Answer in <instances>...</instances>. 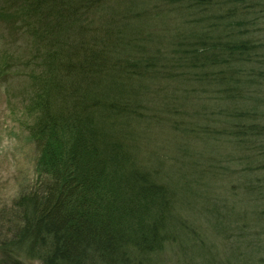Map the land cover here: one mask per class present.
<instances>
[{
  "label": "trees",
  "instance_id": "1",
  "mask_svg": "<svg viewBox=\"0 0 264 264\" xmlns=\"http://www.w3.org/2000/svg\"><path fill=\"white\" fill-rule=\"evenodd\" d=\"M28 1L26 11L39 15L29 30L43 45L45 69L42 59L39 77L46 78L43 85L39 79L35 84L45 90L41 94L46 98H37L33 105L32 112L36 109L41 115L31 131L41 148L39 167L47 171L49 183L45 192L21 197L20 214L26 218L13 229L8 241L12 247L3 244L6 255L14 264H25L23 256L38 257L43 264H156L152 254L161 246L159 235L169 221L165 222L183 218L177 212V189L191 188L160 179V169L149 166L147 149L140 143L150 129L146 122L157 117V111L164 118L169 113V124L177 123L173 129L194 134L195 117L188 114V124L176 120L170 110L173 94L165 97L166 89L183 83L199 91L197 82L213 73L208 63H219V72L233 78L230 56L242 51L244 44L225 35L238 34L240 23L226 15L221 36L208 40L199 33L201 52L185 34L186 40L166 27L171 26L168 19H184L170 17L172 8L164 5L185 4L192 16L193 5L205 8L208 0ZM135 2L154 4L136 10ZM252 45L248 39L244 62L248 74L262 75L264 49L256 43L263 50L257 59ZM121 79L128 81L127 87L119 88ZM210 88L228 98L227 87ZM54 92L59 100L50 97ZM245 115L248 125L236 127L243 134L260 125L257 117L264 118V104ZM261 171L256 181L260 189L254 190L248 209V228L264 226V166ZM238 221H243L241 215ZM257 246L261 257L264 243Z\"/></svg>",
  "mask_w": 264,
  "mask_h": 264
},
{
  "label": "rangeland",
  "instance_id": "2",
  "mask_svg": "<svg viewBox=\"0 0 264 264\" xmlns=\"http://www.w3.org/2000/svg\"><path fill=\"white\" fill-rule=\"evenodd\" d=\"M208 2L210 5L207 6ZM208 2L205 8L193 5L192 16L185 4L164 5L172 8L170 17L175 15L184 19L181 22L175 17L168 19L171 26L166 27L184 40L185 34L192 46L200 47L199 33L208 40L221 36L226 30L222 21L226 15H231L240 23L239 32L225 36H233L234 43L244 44V48L230 56L235 69L233 78L219 72V63H208L206 66L213 73L197 82L199 91L194 90V86L180 84L181 81L179 86L166 89L165 97L173 94L170 110L176 120L188 124L186 116L192 114L195 117L199 126H195L194 134H187L184 128L173 129L177 123L169 124V113L164 114V120L157 111L158 118L146 122L150 129L142 134L140 143H144L143 148L147 149L146 158L151 160L149 166L160 169L164 179L173 185L191 188L188 191L177 189V212L182 213L183 218H168L163 232L165 235H159L161 246L152 254V259L156 264H264V254L260 257L256 253L259 249L257 245L264 243L256 241L258 238L264 240V226L248 228V209L252 208L254 190L260 189L256 181L262 175L264 166H260L264 159V152L261 153L264 150V118L257 117L260 125L253 132L243 134L236 129L241 123L244 127L248 125L245 114L264 104V97H258V93L263 94L264 91V74L255 75L252 71L248 74V62H244L248 56L244 52L248 39H252L254 44L251 46L253 57L259 59L263 52L256 47V43L264 49V12L258 13L259 9L255 8L260 6V10H264V0ZM153 4L135 2L133 8L153 7ZM7 15H2L3 23L9 26L13 20ZM160 19L165 22L167 17ZM201 49L204 52V48ZM219 52L225 54L224 51ZM28 53L31 54V51ZM13 54L15 57L20 55L18 52ZM263 60H260L259 68L264 70ZM12 70L14 76H4L3 70L0 74V264H14L6 255L4 245L12 247L8 241L14 236L13 229L22 225L26 218L20 214L22 210L18 203L21 197L41 194L49 183L47 171L39 167L41 148L31 131L41 113L34 110L31 114L26 105L29 101L24 99L27 92L30 97L34 92L38 93L37 98L45 97L41 94L44 89L40 88V91L35 84L39 79L43 85L46 78L39 77L37 73H26L20 63ZM16 72L26 74L24 80L21 77L18 79ZM222 85L227 87L228 98L226 93L221 95L210 88ZM52 95L59 100L57 93H51L50 97ZM161 105L164 106L160 101ZM31 116L34 122L30 124ZM180 126L183 127V124L180 123ZM140 148L142 150V145ZM240 215L243 221H236ZM239 225L240 228H237ZM37 259L23 256L21 260L25 264H43L44 260Z\"/></svg>",
  "mask_w": 264,
  "mask_h": 264
},
{
  "label": "bare ground",
  "instance_id": "3",
  "mask_svg": "<svg viewBox=\"0 0 264 264\" xmlns=\"http://www.w3.org/2000/svg\"><path fill=\"white\" fill-rule=\"evenodd\" d=\"M33 56V55H32ZM31 64H34L32 61H31ZM118 83V82H117ZM120 84V85H119ZM117 85H119V88H121V85L122 86H128V81H124L123 79H121V80H119V83L117 84ZM195 126H199L198 124H196ZM159 178L161 179V178H164L163 177V173L162 174H160L159 175ZM235 220H238V218H236Z\"/></svg>",
  "mask_w": 264,
  "mask_h": 264
}]
</instances>
